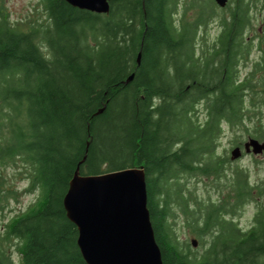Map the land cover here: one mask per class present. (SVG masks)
I'll return each instance as SVG.
<instances>
[{
    "label": "trees",
    "instance_id": "1",
    "mask_svg": "<svg viewBox=\"0 0 264 264\" xmlns=\"http://www.w3.org/2000/svg\"><path fill=\"white\" fill-rule=\"evenodd\" d=\"M6 2L0 264H86L62 202L77 166L82 175L143 167L162 264H264V158L254 159L263 173L252 179L245 168L228 169L227 154L217 151L225 130L235 145L264 140V34L255 67L239 71L264 0H229L223 8L213 0H111L105 14L41 0L35 14L17 20ZM213 19L220 29L207 41ZM18 161L27 192L39 195L2 222L16 198L3 169ZM184 175L205 176L204 187L219 196L198 201ZM246 203L253 221L241 227L234 216ZM178 212L197 236L194 248L179 238Z\"/></svg>",
    "mask_w": 264,
    "mask_h": 264
},
{
    "label": "water",
    "instance_id": "2",
    "mask_svg": "<svg viewBox=\"0 0 264 264\" xmlns=\"http://www.w3.org/2000/svg\"><path fill=\"white\" fill-rule=\"evenodd\" d=\"M64 1L105 14L111 0ZM214 2L223 8L228 0ZM242 153H264V140L247 138L242 146L230 150V159ZM62 202L66 217L77 228L76 242L86 264H162L147 208L142 166L92 175L80 174L77 166ZM191 241L195 247L196 239Z\"/></svg>",
    "mask_w": 264,
    "mask_h": 264
},
{
    "label": "rangeland",
    "instance_id": "3",
    "mask_svg": "<svg viewBox=\"0 0 264 264\" xmlns=\"http://www.w3.org/2000/svg\"><path fill=\"white\" fill-rule=\"evenodd\" d=\"M6 5L10 14V19L17 20L23 17L25 18L27 16L30 18L31 15L35 14L36 10L39 7L41 8V0H7ZM193 15L194 12L192 10L187 11L188 17H192ZM179 16L180 11L177 10L175 14V19L177 20ZM219 29L220 26L217 20H211V22L207 25L206 28L207 41L214 38L215 35L218 33ZM256 32L258 33V35L256 34ZM249 34L252 37L253 47L247 60L240 64L239 71L241 73L240 75L242 76L252 70L255 67L254 64L260 58L261 50L257 43L259 42L260 37H262V35L264 34V16L261 17V15H257V17L250 26ZM262 44L264 46V42ZM198 117L200 118L199 110ZM235 141H237L235 140V135L232 132L225 130L218 140V153L227 154L229 158L230 150L236 146ZM263 154L264 153L254 155L252 153H243L239 158L235 160L229 159V162L226 163V166L230 170L236 168V166L245 168L248 170L249 176L252 179H255L262 175L263 169L261 167V163L257 166L253 161L254 159H256L258 162L263 161ZM22 169H24L23 165L19 161L16 165L9 167L6 166V168L3 169L4 177L10 185V188L15 190L16 198H11L8 202L7 207L5 208V214L3 215V217H1L2 222L7 221L8 218L15 216L17 213L26 210L29 205L36 201L37 196L39 195L38 190L27 192L26 188L28 186V178L24 177V174H22L21 172ZM184 176L185 177L183 178V180L186 181V186H184L185 190L187 192L190 191V193H192L193 195L195 194L194 196L196 197V199H199H197L198 201H200V198L205 199L208 196H210L211 198H217L219 196V193L216 189H212L208 185L207 187H204V180L208 181V178L206 179L205 176L201 178L200 175L191 177L187 175ZM175 209L177 210V208ZM177 216L179 217L177 220L179 238L183 241H191L192 239H197V236L191 233L189 227L183 225L184 218L179 215V212L177 213ZM234 217L236 218L238 225H240L241 227L250 226L253 221L252 203H246L242 205ZM192 248H194V246H192ZM12 253H14L13 256L16 259L17 254H15V252Z\"/></svg>",
    "mask_w": 264,
    "mask_h": 264
}]
</instances>
